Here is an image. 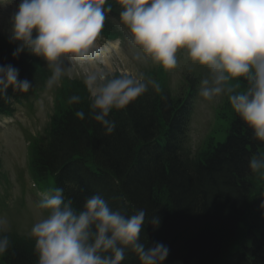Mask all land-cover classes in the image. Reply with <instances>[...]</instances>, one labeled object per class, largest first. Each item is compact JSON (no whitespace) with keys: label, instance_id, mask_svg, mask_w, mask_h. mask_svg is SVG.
<instances>
[{"label":"clouds","instance_id":"1","mask_svg":"<svg viewBox=\"0 0 264 264\" xmlns=\"http://www.w3.org/2000/svg\"><path fill=\"white\" fill-rule=\"evenodd\" d=\"M12 0H0L6 7ZM119 20L127 30L132 59L151 61L174 69L183 59L191 71L200 66L206 74L199 81L198 95L206 101L227 97L234 112L252 129L253 139L264 142V0H115ZM113 11L109 0H19L8 19L11 53L42 58L50 71L47 86L71 78L83 70L89 93L88 118L98 122L105 135L115 131L113 110H122L149 91L161 86L143 75L113 67L97 45L105 20ZM91 66V67H90ZM245 87L242 91L239 82ZM27 93L33 87L19 79V69L0 65V97L7 89ZM163 98V97H162ZM69 105L81 96L68 97ZM75 117L84 120L83 110ZM249 169L264 177V155L249 159ZM41 216L30 229L37 264H122L126 250L140 264H164L169 248L160 242L141 240L145 225L159 226L158 216L146 209L126 215L113 210L99 195L74 207L63 188L43 194L36 203ZM264 208V202L260 205ZM46 213V214H45ZM7 220L0 218V255L10 247Z\"/></svg>","mask_w":264,"mask_h":264},{"label":"trees","instance_id":"2","mask_svg":"<svg viewBox=\"0 0 264 264\" xmlns=\"http://www.w3.org/2000/svg\"><path fill=\"white\" fill-rule=\"evenodd\" d=\"M15 48L0 38V65H13L19 69V79L34 85L32 61L26 53L13 58ZM237 82L242 91L245 82L239 78L232 84ZM14 93L22 92L9 86L7 95ZM73 94L81 96V103H67ZM88 97L82 83L72 81L64 88L46 132L47 145L36 154L35 170L65 168L62 177L69 180L67 198L74 207L99 195L126 215L143 208L149 216H158L159 226L145 225L141 240L169 248L164 264H264V208L260 207L264 177L248 167L264 142L253 139L246 122L233 112L224 139L207 141L191 157L184 149L189 108L182 102L183 94L148 91L126 108L113 110L110 118L116 128L110 135L88 118ZM79 110L84 111V120L75 117ZM246 224L256 228L260 224L262 230L258 236L245 233ZM242 234L252 239L249 245L239 244ZM37 261L32 244L10 240L0 264ZM122 264L140 261L126 250Z\"/></svg>","mask_w":264,"mask_h":264},{"label":"rangeland","instance_id":"3","mask_svg":"<svg viewBox=\"0 0 264 264\" xmlns=\"http://www.w3.org/2000/svg\"><path fill=\"white\" fill-rule=\"evenodd\" d=\"M14 11V8L12 6H8L6 8H0V32L3 29H7L9 26H7V21L9 19L10 14ZM106 47V46H105ZM131 54V55H130ZM132 58V53H130L128 50H123L121 52V54L115 56L112 55L109 59L110 63L113 65V67L117 70H128L131 71L133 73L134 71V67L136 64H139L141 67L144 66H152L154 63L151 62L150 60L147 62H138V61H131L130 59ZM91 67V66H90ZM72 71H74L75 73H79L83 76V70L79 69V68H74ZM169 77L167 78V81L170 82L169 86H171V88L178 86V84H182V82H178L179 80H177V84L175 83H171V81L168 80ZM220 103V109L222 110V112L225 114L228 118H231L230 115L234 112V110L231 108L229 101L227 100V97H225L223 99V101H221V98L219 99ZM218 127L217 132L215 133V137L216 140L218 141H222L224 136H225V130H226V122L225 124H223L222 126H215V128ZM41 128V125H39V123H31L30 124V129L29 131L31 133H35L37 130H39ZM2 140V141H1ZM0 158L3 160V167H5V169H7L8 171H13V169L15 168L16 163L18 164V167L22 168V160H21V153L24 154V148H23V139L21 140L19 135L14 134L11 135V133L9 131H4L0 134ZM15 151H16V158H15ZM23 151V152H22ZM5 154L6 156V160L3 159L2 154ZM10 153H14V156L12 157V160L15 161L14 159H18L19 161L16 162L15 164L12 163L11 160H8V155ZM250 225L246 224L243 225V228L247 229V230H251L252 228H249ZM246 231V230H244ZM235 244V243H234ZM237 244V243H236ZM233 247H236V245Z\"/></svg>","mask_w":264,"mask_h":264},{"label":"bare ground","instance_id":"4","mask_svg":"<svg viewBox=\"0 0 264 264\" xmlns=\"http://www.w3.org/2000/svg\"><path fill=\"white\" fill-rule=\"evenodd\" d=\"M47 144H45L44 146H46ZM249 228H252V225H250V227Z\"/></svg>","mask_w":264,"mask_h":264}]
</instances>
